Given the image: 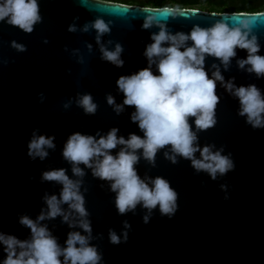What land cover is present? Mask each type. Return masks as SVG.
Wrapping results in <instances>:
<instances>
[{
    "label": "water",
    "instance_id": "obj_1",
    "mask_svg": "<svg viewBox=\"0 0 264 264\" xmlns=\"http://www.w3.org/2000/svg\"><path fill=\"white\" fill-rule=\"evenodd\" d=\"M40 10L43 21L35 25L32 33L0 22V231L21 239L30 236V229L19 224L18 216L28 214L35 218L45 207L44 194L58 193L61 187L52 181H41L42 172L64 167L72 175L71 165L62 157L63 144L70 133L95 135L99 130L104 135L116 126L120 129L118 135L125 138L130 132L143 135L130 119L134 106H125L117 115L107 104L106 96L110 93L117 103L122 102L116 80L147 66L142 53L151 42L150 33L158 31L156 27L141 28L146 14L141 10L116 15L96 0H40ZM234 13L240 12L218 14ZM98 15L112 21L111 33L102 39L105 43L112 40L109 48L117 42L123 45V67L100 59L94 30H67L71 23L81 28ZM77 16L79 19H74ZM221 18L198 10L168 18V26L172 32H188L194 24L207 27ZM256 33L262 45L260 54L264 55V17H260ZM12 40L25 44L27 50L18 52L11 47ZM88 43L92 44L91 51ZM246 56L247 50L237 49V57L232 58L229 68L225 70L221 65L222 74L225 79L235 77L237 85L255 83L264 90V78L257 79L255 73L239 69L236 60ZM3 60L8 64L4 65ZM213 62L219 60L206 57V69ZM78 92L93 95L98 103L96 114L87 115L76 105ZM40 93L45 97L42 103ZM218 94L222 98L218 123L198 132L199 143L223 146L235 161L234 170L223 176L218 174L213 180L207 172H197L183 157L178 156L176 163L165 158L164 151L170 146L158 152L155 166L143 158L136 165L142 178L163 176L178 192V210L171 218L161 215L159 206L152 210L148 223L143 222L148 210L140 205L135 214H118L115 193L109 190L108 183L85 169L81 191L87 189L86 207L95 237L92 243L99 245L104 264H264V129L254 130L246 124L244 117L237 114L238 99L219 85ZM70 99L71 105L63 107ZM193 120L191 117L190 123ZM34 129L56 137L57 146L49 150L44 161H33L27 156V143ZM112 151L115 153L118 148ZM125 220L131 224L127 242L110 243L109 228L121 234ZM42 223L49 226L62 246L69 231L80 230L70 229L59 216ZM4 255L0 245V259Z\"/></svg>",
    "mask_w": 264,
    "mask_h": 264
},
{
    "label": "clouds",
    "instance_id": "obj_2",
    "mask_svg": "<svg viewBox=\"0 0 264 264\" xmlns=\"http://www.w3.org/2000/svg\"><path fill=\"white\" fill-rule=\"evenodd\" d=\"M96 2L109 6L112 14L121 16L139 9L146 13L141 28H158V31L150 33L151 42L145 45L142 53L147 66L131 74H122L115 82L117 91L123 94L122 102L117 103L110 93L106 96L107 104L117 115L125 110V106H134L130 119L143 135L130 132L125 138L118 135L120 129L116 126L104 135L99 130L95 135L80 131L70 133L63 144L62 157L71 165L72 175L64 167L42 172L41 181L60 185L59 192L44 194L45 207L35 218L28 214L18 216L19 224L30 229L28 238L21 239L15 234L0 231V245L5 254L0 264H104L103 252L98 244L92 243L95 237L91 213L86 207L87 189L81 191L86 168L91 170L93 177L106 181L109 190L115 193L114 205L118 214H135L138 205L147 209L144 223L150 221L152 210L157 206L161 215L171 218L178 210V192L163 176L142 178L136 167L141 158L155 166L158 152L170 146L164 151L165 158L176 163L178 156L183 157L197 172H207L213 180L218 174L223 176L234 170L235 161L231 153H225L223 146L216 148L215 144L201 146L199 143L198 132L209 130L218 123V105L222 99L218 85L238 99L237 114L244 117L246 124L254 130L264 129V90L255 83L237 85L235 77L225 79L221 71V65L225 70L229 68L232 58L237 57V49H244L247 50L246 58L236 60L239 69L255 73L257 79L264 78V55L260 54L262 45L256 33L264 11L232 15L213 12L212 15L222 18L210 26L202 27L197 23L188 32H172L168 18L175 19L187 12L196 13L198 9L188 11L179 3L140 8L110 3L109 0ZM229 17L235 19L230 20ZM42 21L40 0H0V22L32 33L35 25ZM111 24V20L106 21L98 15L81 28L71 23L67 30L73 33L94 30L100 59L115 67H123V45L117 42L114 48H109L112 40L105 43L102 39L111 33ZM86 46L91 51L92 44ZM11 47L18 52L27 50L25 44L16 40L11 41ZM208 56L219 60V63L213 62L210 69L205 66ZM80 62L83 63V56ZM2 63L7 65L8 61L3 60ZM39 97L42 103L44 94L40 93ZM71 103L70 99L63 107L68 108ZM75 103L87 115H94L98 110V103L88 92H78ZM191 117L194 120L190 123ZM55 139V134H40L39 129H34L27 143L29 159L44 161L50 154L49 150H55ZM117 148L114 153L112 150ZM65 204L67 208L63 207ZM58 216L70 229H80L69 231L63 246L49 226L42 223ZM123 224L121 234L109 228L110 243L127 242V230L131 224L127 220Z\"/></svg>",
    "mask_w": 264,
    "mask_h": 264
},
{
    "label": "flooded vegetation",
    "instance_id": "obj_3",
    "mask_svg": "<svg viewBox=\"0 0 264 264\" xmlns=\"http://www.w3.org/2000/svg\"><path fill=\"white\" fill-rule=\"evenodd\" d=\"M112 3H123L143 8L144 6L162 7L179 3L186 10L196 8L203 12L232 13L241 12L233 8L259 7L264 5V0H109ZM251 13L250 11H246Z\"/></svg>",
    "mask_w": 264,
    "mask_h": 264
},
{
    "label": "trees",
    "instance_id": "obj_4",
    "mask_svg": "<svg viewBox=\"0 0 264 264\" xmlns=\"http://www.w3.org/2000/svg\"><path fill=\"white\" fill-rule=\"evenodd\" d=\"M233 10H240L241 12H246L247 10L250 12H256V11H264V5L259 7H241V8H233Z\"/></svg>",
    "mask_w": 264,
    "mask_h": 264
}]
</instances>
